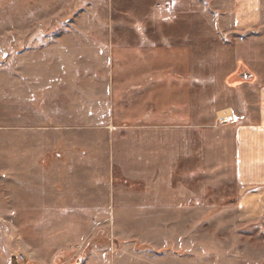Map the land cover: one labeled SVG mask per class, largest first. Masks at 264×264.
Returning <instances> with one entry per match:
<instances>
[{"label": "rangeland", "instance_id": "rangeland-1", "mask_svg": "<svg viewBox=\"0 0 264 264\" xmlns=\"http://www.w3.org/2000/svg\"><path fill=\"white\" fill-rule=\"evenodd\" d=\"M263 66L264 0H0V264H264L216 117Z\"/></svg>", "mask_w": 264, "mask_h": 264}, {"label": "crops", "instance_id": "crops-1", "mask_svg": "<svg viewBox=\"0 0 264 264\" xmlns=\"http://www.w3.org/2000/svg\"><path fill=\"white\" fill-rule=\"evenodd\" d=\"M172 83L171 81L170 85ZM231 88L232 99L227 98V100L224 96L223 102L216 108L218 127L232 125L233 176L236 184L242 190H249L250 193L254 191L255 196L259 193L262 199L264 194V82L257 78L248 83L233 85ZM221 89L224 93L226 87L222 86ZM175 98L176 95L174 100ZM173 105L176 103L174 102ZM138 141L141 140L138 139ZM142 141L143 143L139 142V147L136 142L134 148L137 151L141 149L145 155L148 147L145 145V140ZM141 144L144 147H141ZM143 166H150V163L145 161Z\"/></svg>", "mask_w": 264, "mask_h": 264}]
</instances>
